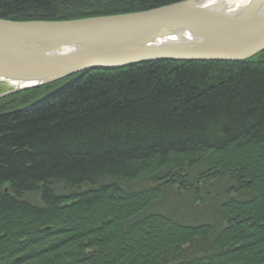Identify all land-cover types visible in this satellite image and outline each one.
Listing matches in <instances>:
<instances>
[{"label": "trees", "instance_id": "16d2710c", "mask_svg": "<svg viewBox=\"0 0 264 264\" xmlns=\"http://www.w3.org/2000/svg\"><path fill=\"white\" fill-rule=\"evenodd\" d=\"M176 1L0 0V18ZM0 264H264V50L87 69L0 98Z\"/></svg>", "mask_w": 264, "mask_h": 264}, {"label": "water", "instance_id": "95a60500", "mask_svg": "<svg viewBox=\"0 0 264 264\" xmlns=\"http://www.w3.org/2000/svg\"><path fill=\"white\" fill-rule=\"evenodd\" d=\"M180 0L66 20L0 18V98L83 70L155 60L241 61L264 50V0Z\"/></svg>", "mask_w": 264, "mask_h": 264}, {"label": "bare ground", "instance_id": "6f19581e", "mask_svg": "<svg viewBox=\"0 0 264 264\" xmlns=\"http://www.w3.org/2000/svg\"><path fill=\"white\" fill-rule=\"evenodd\" d=\"M247 0H213L211 3L216 6L224 5L225 7L236 8L240 5L244 4ZM2 86L8 87L9 85L6 83H0Z\"/></svg>", "mask_w": 264, "mask_h": 264}, {"label": "rangeland", "instance_id": "374dc122", "mask_svg": "<svg viewBox=\"0 0 264 264\" xmlns=\"http://www.w3.org/2000/svg\"><path fill=\"white\" fill-rule=\"evenodd\" d=\"M9 89V86L8 87H4V86H2V85H0V92H4V91H6V90H8ZM17 93V92H16ZM13 94H15V93H12V94H9V95H6V96H4V97H10L11 95H13ZM212 205V204H211ZM211 205L210 204H208L207 205V209H212V207H211ZM190 212V214L188 215V219H191L192 217H193V215H195V214H199V212H195V210H193V211H189Z\"/></svg>", "mask_w": 264, "mask_h": 264}]
</instances>
